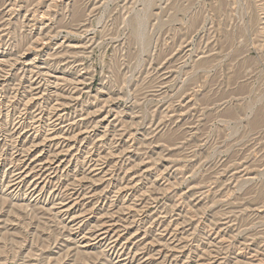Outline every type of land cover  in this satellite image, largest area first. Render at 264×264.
<instances>
[{"label":"rangeland","instance_id":"374dc122","mask_svg":"<svg viewBox=\"0 0 264 264\" xmlns=\"http://www.w3.org/2000/svg\"><path fill=\"white\" fill-rule=\"evenodd\" d=\"M0 264H264V0H0Z\"/></svg>","mask_w":264,"mask_h":264}]
</instances>
